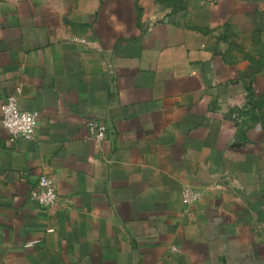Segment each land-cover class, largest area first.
<instances>
[{
    "label": "crops",
    "instance_id": "obj_1",
    "mask_svg": "<svg viewBox=\"0 0 264 264\" xmlns=\"http://www.w3.org/2000/svg\"><path fill=\"white\" fill-rule=\"evenodd\" d=\"M16 85L0 264H264V0H0V105Z\"/></svg>",
    "mask_w": 264,
    "mask_h": 264
},
{
    "label": "built area",
    "instance_id": "obj_2",
    "mask_svg": "<svg viewBox=\"0 0 264 264\" xmlns=\"http://www.w3.org/2000/svg\"><path fill=\"white\" fill-rule=\"evenodd\" d=\"M83 46H90L91 41L84 37L75 39ZM22 94L21 85H16L14 89L5 97L0 105V124L7 131L10 139L23 138L30 139L35 133L38 117L37 111L22 110L19 106ZM89 136L97 142L106 138V126L93 120L85 123ZM57 191L54 181L47 175H41L36 185L30 190L29 197L40 206L49 207L57 202ZM202 193L190 185H184L181 189V203L189 207L201 199ZM52 231V229H49ZM32 242H27L26 246Z\"/></svg>",
    "mask_w": 264,
    "mask_h": 264
},
{
    "label": "rangeland",
    "instance_id": "obj_3",
    "mask_svg": "<svg viewBox=\"0 0 264 264\" xmlns=\"http://www.w3.org/2000/svg\"><path fill=\"white\" fill-rule=\"evenodd\" d=\"M263 108H264V101H263ZM263 117H264V115H263Z\"/></svg>",
    "mask_w": 264,
    "mask_h": 264
}]
</instances>
